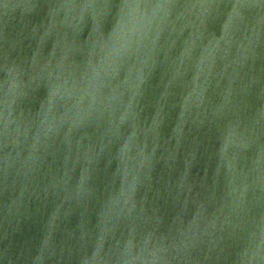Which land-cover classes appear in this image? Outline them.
I'll use <instances>...</instances> for the list:
<instances>
[{"label":"water","instance_id":"water-1","mask_svg":"<svg viewBox=\"0 0 264 264\" xmlns=\"http://www.w3.org/2000/svg\"><path fill=\"white\" fill-rule=\"evenodd\" d=\"M0 264H264V0H0Z\"/></svg>","mask_w":264,"mask_h":264}]
</instances>
